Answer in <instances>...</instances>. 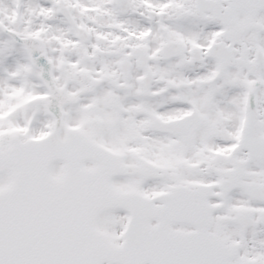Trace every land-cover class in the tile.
I'll return each mask as SVG.
<instances>
[{
	"label": "snow or ice",
	"instance_id": "snow-or-ice-1",
	"mask_svg": "<svg viewBox=\"0 0 264 264\" xmlns=\"http://www.w3.org/2000/svg\"><path fill=\"white\" fill-rule=\"evenodd\" d=\"M0 264H264V0H0Z\"/></svg>",
	"mask_w": 264,
	"mask_h": 264
}]
</instances>
